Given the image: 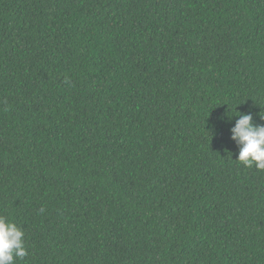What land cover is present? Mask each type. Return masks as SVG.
I'll return each instance as SVG.
<instances>
[{
  "label": "trees",
  "instance_id": "obj_1",
  "mask_svg": "<svg viewBox=\"0 0 264 264\" xmlns=\"http://www.w3.org/2000/svg\"><path fill=\"white\" fill-rule=\"evenodd\" d=\"M239 113L264 124V0H0L15 264H264Z\"/></svg>",
  "mask_w": 264,
  "mask_h": 264
},
{
  "label": "clouds",
  "instance_id": "obj_2",
  "mask_svg": "<svg viewBox=\"0 0 264 264\" xmlns=\"http://www.w3.org/2000/svg\"><path fill=\"white\" fill-rule=\"evenodd\" d=\"M234 116L238 118L230 129V138L238 146L235 160L245 167L264 170V124L253 123L250 113ZM260 119L264 121V115L260 114ZM26 255L23 231L7 217L0 216V264H15L16 259Z\"/></svg>",
  "mask_w": 264,
  "mask_h": 264
}]
</instances>
